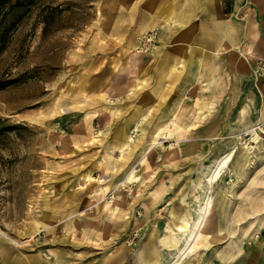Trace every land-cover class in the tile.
Segmentation results:
<instances>
[{
	"label": "rangeland",
	"instance_id": "1",
	"mask_svg": "<svg viewBox=\"0 0 264 264\" xmlns=\"http://www.w3.org/2000/svg\"><path fill=\"white\" fill-rule=\"evenodd\" d=\"M203 1L3 6L0 264L171 260L168 240H182L176 223L195 212L203 173L264 118V0H218V22ZM183 11L193 16L169 21ZM165 125L181 136L164 129L149 146ZM260 133L255 148L240 143L249 134L235 138L226 173L210 190L219 236L182 264H264V218L251 212V201L264 204Z\"/></svg>",
	"mask_w": 264,
	"mask_h": 264
},
{
	"label": "bare ground",
	"instance_id": "2",
	"mask_svg": "<svg viewBox=\"0 0 264 264\" xmlns=\"http://www.w3.org/2000/svg\"><path fill=\"white\" fill-rule=\"evenodd\" d=\"M224 22V21H223ZM225 28V27H224ZM134 49L136 48L135 45L136 43L132 40L131 44H130ZM224 43H219L217 45V48L215 49L214 53L217 55L220 53V51L222 49H224ZM209 58V56H208ZM212 59V58H211ZM211 61V60H210ZM217 66V65H216ZM215 68V67H214ZM213 68V70H214ZM216 69V68H215ZM205 73V72H204ZM203 73V74H204ZM207 74V72H206ZM211 74V73H210ZM213 74V73H212ZM214 74H215V70H214ZM217 74V73H216ZM204 76V75H203ZM210 77V76H209ZM206 78V77H205ZM211 78V77H210ZM207 79V78H206ZM215 82V81H213ZM216 83V82H215ZM214 83V84H215ZM205 86V85H204ZM212 88V87H211ZM215 88V87H214ZM212 91V90H211ZM208 92V91H207ZM213 92V91H212ZM204 100V98H203ZM209 100V99H208ZM209 102V101H208ZM213 105V104H212ZM207 106V102H203L200 104L201 108H204ZM200 108V109H201ZM208 108V107H207ZM210 108V107H209ZM196 109V108H195ZM244 109V108H243ZM242 109V110H243ZM243 112V111H241ZM248 112V111H247ZM196 114V113H195ZM206 115V114H205ZM204 115V116H205ZM198 116L201 118L202 113H198ZM243 120V118H242ZM245 121V120H243ZM137 122V120H136ZM164 125V124H163ZM161 126V125H160ZM168 125H165L164 127H158V129L155 131V138H153V140L150 141L149 146L152 145L156 140L157 137L159 136L160 133H164V129L167 130L169 133L174 134L175 132L177 133L178 136H181V131L177 130L176 128L173 129L172 131H169L167 128ZM232 127V126H231ZM242 127V126H241ZM137 128V123L135 126V129ZM259 129V132L256 129ZM261 131H264V118L262 120V123L255 126H250L247 127L244 130V134L243 133H237L236 136H234V138L232 140H230L229 145H231L229 147V149L224 152L223 154L215 157L212 161V163L208 166L207 170L203 173L202 177L204 178V186H203V190L202 192L196 196V203H197V207L195 209V212L186 217L183 216L178 223H176V228L180 231L183 232V236H182V240L178 241L176 238L171 237L168 240V245L169 246H175V252L171 258V260L168 263L165 264H182V259L185 258L187 255L191 254L194 250L198 249L199 246L202 245H206L209 241L214 240L215 238H217L219 236V228L217 225H212L211 220L209 219V215L210 213L213 211V207H214V202L212 200V197L210 195V190L212 188V184L220 178L221 174L225 171L226 168H228V164L229 162L232 160L236 150H237V146H236V141L237 139L240 137H243L245 134H249V138H247L249 141H243L242 139H240V143H243L244 145H248L250 142H252L251 146H249L250 148H255L258 146V142L262 139L263 135H261ZM132 137V136H131ZM229 137V136H228ZM237 138V139H235ZM222 139V138H221ZM220 139V140H221ZM131 140V139H130ZM128 139V142L130 141ZM160 140V139H159ZM126 142V143H128ZM238 145V144H237ZM152 149V148H151ZM242 150V149H241ZM246 150V149H245ZM240 151V150H239ZM174 149L170 150L169 153L173 154ZM245 152V151H244ZM250 152V151H249ZM148 153V152H147ZM146 153V154H147ZM146 156V155H145ZM147 157V156H146ZM241 158V157H240ZM243 158V157H242ZM260 159V158H259ZM248 160V159H247ZM143 161V165L145 162V157L142 158ZM243 162V161H242ZM241 162V163H242ZM243 165V164H241ZM230 166V165H229ZM240 168V167H239ZM136 171V170H135ZM227 171V170H226ZM243 171V170H241ZM125 172V171H124ZM231 172L234 174L235 171L231 169ZM226 173V172H224ZM231 173V174H232ZM134 172L130 170L128 176H127V180H131L134 177ZM236 174V173H235ZM86 175V174H85ZM223 175V174H222ZM230 175V174H229ZM239 175V172H238ZM138 178V177H137ZM238 178V176H237ZM85 179V184H90L92 183V181L94 180V178L88 174L86 175ZM120 180V179H119ZM136 180V179H135ZM123 181V180H122ZM226 182V181H225ZM122 183V182H121ZM120 183V184H121ZM125 183V182H124ZM227 183V182H226ZM228 184V183H227ZM223 185V184H222ZM233 186V185H232ZM227 187V186H226ZM102 188V187H101ZM224 188H225V184H224ZM228 188V187H227ZM104 188H102L101 190L104 191ZM118 189V188H117ZM231 189V187H230ZM113 191V190H112ZM224 191V190H223ZM229 193V192H227ZM228 195V194H227ZM258 200V199H257ZM264 200V198H263ZM259 201V200H258ZM89 203H86V205L88 206ZM259 212L261 214V217L259 218L260 221H262V219L264 218V204L259 205L257 204L255 201H251V212ZM252 221L249 222V224L244 228V231L246 232L251 226H253V222ZM260 228V227H259ZM244 234V232H242ZM232 249V248H231ZM235 249V248H234ZM235 251V250H234ZM195 252V251H194ZM229 256V254H228ZM233 256V255H232ZM231 256V257H232ZM51 264V263H50ZM151 264H159V262L154 259Z\"/></svg>",
	"mask_w": 264,
	"mask_h": 264
},
{
	"label": "crops",
	"instance_id": "3",
	"mask_svg": "<svg viewBox=\"0 0 264 264\" xmlns=\"http://www.w3.org/2000/svg\"><path fill=\"white\" fill-rule=\"evenodd\" d=\"M258 1H262V0H258ZM203 7H205L206 9H208L209 8V10H210V12H211V17L212 18H215L216 16V19H218L217 20V22L219 21V16H218V12H219V4H218V0H204L203 1ZM260 7V6H259ZM190 11V10H189ZM189 11H186V12H182L181 14H179V15H176V16H173V17H171L170 18V22L171 23H173V24H184L186 21V19H188L189 17H191V16H193L192 15V13L191 12H189ZM214 11H215V13H214ZM175 21V22H174ZM234 28V27H233ZM232 28V30H234ZM222 30L225 32V29L224 28H222ZM227 31V30H226ZM223 35V34H222ZM224 40H225V36H224ZM225 42H226V40H225ZM224 41H223V43H225ZM219 43H222V40L221 41H219ZM218 43V44H219ZM217 44V45H218Z\"/></svg>",
	"mask_w": 264,
	"mask_h": 264
},
{
	"label": "built area",
	"instance_id": "4",
	"mask_svg": "<svg viewBox=\"0 0 264 264\" xmlns=\"http://www.w3.org/2000/svg\"><path fill=\"white\" fill-rule=\"evenodd\" d=\"M154 32L146 33L140 36L138 40V45L141 49H146L151 45V42L154 38Z\"/></svg>",
	"mask_w": 264,
	"mask_h": 264
},
{
	"label": "trees",
	"instance_id": "5",
	"mask_svg": "<svg viewBox=\"0 0 264 264\" xmlns=\"http://www.w3.org/2000/svg\"><path fill=\"white\" fill-rule=\"evenodd\" d=\"M9 0H0V11L2 10L3 6H5Z\"/></svg>",
	"mask_w": 264,
	"mask_h": 264
}]
</instances>
